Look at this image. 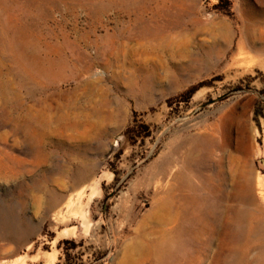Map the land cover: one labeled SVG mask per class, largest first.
<instances>
[{
	"label": "rangeland",
	"instance_id": "374dc122",
	"mask_svg": "<svg viewBox=\"0 0 264 264\" xmlns=\"http://www.w3.org/2000/svg\"><path fill=\"white\" fill-rule=\"evenodd\" d=\"M128 1L0 0V264H118L161 226L168 143L213 124L251 132L264 182V0ZM253 248L221 229L190 264H264Z\"/></svg>",
	"mask_w": 264,
	"mask_h": 264
},
{
	"label": "bare ground",
	"instance_id": "6f19581e",
	"mask_svg": "<svg viewBox=\"0 0 264 264\" xmlns=\"http://www.w3.org/2000/svg\"><path fill=\"white\" fill-rule=\"evenodd\" d=\"M114 1L120 8L131 7L130 1ZM147 30L144 25L137 35ZM113 35L124 40L122 46L136 36L128 26ZM101 54L107 56V63L112 59L108 50ZM252 140L249 130L234 141L222 126L213 124L200 135L168 143L159 161L164 181L161 201L153 210L161 226L147 231L141 221L118 264H182L183 260L190 264L191 254L209 246L221 229L232 244L263 248L264 224L252 222L254 213L262 212L255 193L264 196V182H253L250 159L256 150Z\"/></svg>",
	"mask_w": 264,
	"mask_h": 264
},
{
	"label": "trees",
	"instance_id": "16d2710c",
	"mask_svg": "<svg viewBox=\"0 0 264 264\" xmlns=\"http://www.w3.org/2000/svg\"><path fill=\"white\" fill-rule=\"evenodd\" d=\"M69 241L68 240H64L63 243H68ZM57 264H60V263H57Z\"/></svg>",
	"mask_w": 264,
	"mask_h": 264
}]
</instances>
